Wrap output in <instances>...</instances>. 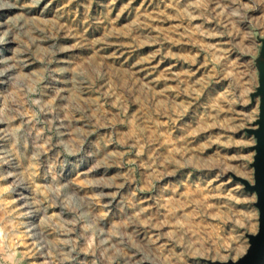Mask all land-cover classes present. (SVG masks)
I'll return each instance as SVG.
<instances>
[{"label":"rangeland","instance_id":"rangeland-1","mask_svg":"<svg viewBox=\"0 0 264 264\" xmlns=\"http://www.w3.org/2000/svg\"><path fill=\"white\" fill-rule=\"evenodd\" d=\"M0 8V264L241 259L260 228L243 180L264 0Z\"/></svg>","mask_w":264,"mask_h":264},{"label":"water","instance_id":"water-1","mask_svg":"<svg viewBox=\"0 0 264 264\" xmlns=\"http://www.w3.org/2000/svg\"><path fill=\"white\" fill-rule=\"evenodd\" d=\"M264 64V62H263ZM261 127L257 133L259 145L256 157V184L252 185L243 180L246 189L256 192L258 195L257 206L260 209V228L255 236L250 237V246L245 255L236 262L218 264H264V113L261 120Z\"/></svg>","mask_w":264,"mask_h":264},{"label":"bare ground","instance_id":"bare-ground-1","mask_svg":"<svg viewBox=\"0 0 264 264\" xmlns=\"http://www.w3.org/2000/svg\"><path fill=\"white\" fill-rule=\"evenodd\" d=\"M23 10H25V7H22ZM7 10L4 8H0V15L6 12Z\"/></svg>","mask_w":264,"mask_h":264}]
</instances>
